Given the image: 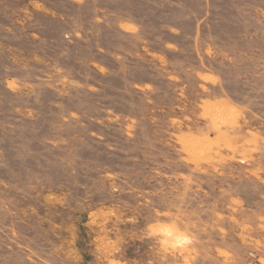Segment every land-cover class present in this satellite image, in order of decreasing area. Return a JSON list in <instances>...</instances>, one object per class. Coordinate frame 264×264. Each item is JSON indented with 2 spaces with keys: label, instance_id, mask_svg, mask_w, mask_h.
Masks as SVG:
<instances>
[{
  "label": "rangeland",
  "instance_id": "1",
  "mask_svg": "<svg viewBox=\"0 0 264 264\" xmlns=\"http://www.w3.org/2000/svg\"><path fill=\"white\" fill-rule=\"evenodd\" d=\"M0 264H264V0H0Z\"/></svg>",
  "mask_w": 264,
  "mask_h": 264
},
{
  "label": "clouds",
  "instance_id": "2",
  "mask_svg": "<svg viewBox=\"0 0 264 264\" xmlns=\"http://www.w3.org/2000/svg\"><path fill=\"white\" fill-rule=\"evenodd\" d=\"M144 236L155 243V252L161 258L177 256L192 248L194 234L181 225L175 216L156 218L146 223Z\"/></svg>",
  "mask_w": 264,
  "mask_h": 264
},
{
  "label": "bare ground",
  "instance_id": "3",
  "mask_svg": "<svg viewBox=\"0 0 264 264\" xmlns=\"http://www.w3.org/2000/svg\"><path fill=\"white\" fill-rule=\"evenodd\" d=\"M220 108V107H219ZM226 111V110H225ZM227 113V112H226Z\"/></svg>",
  "mask_w": 264,
  "mask_h": 264
}]
</instances>
